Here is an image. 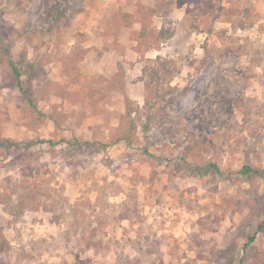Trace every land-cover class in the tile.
I'll return each mask as SVG.
<instances>
[{"label":"rangeland","instance_id":"obj_1","mask_svg":"<svg viewBox=\"0 0 264 264\" xmlns=\"http://www.w3.org/2000/svg\"><path fill=\"white\" fill-rule=\"evenodd\" d=\"M85 27L138 42L110 70ZM244 165L264 173V0H0V264H264Z\"/></svg>","mask_w":264,"mask_h":264},{"label":"crops","instance_id":"obj_2","mask_svg":"<svg viewBox=\"0 0 264 264\" xmlns=\"http://www.w3.org/2000/svg\"><path fill=\"white\" fill-rule=\"evenodd\" d=\"M159 16L158 18H160ZM162 23H158L157 27H161ZM86 32L88 35V40L85 46L91 48L88 52L89 56L94 55V61L95 60H101L103 61V57L107 56L110 52H113L112 54H115V61L113 62L112 67H110V70H113V68L116 70L119 67V64H125V59L129 57V54H124L126 51L133 52V46L132 44H135L138 42L136 40L134 43L129 44L127 42L130 38L134 39L136 36L133 34L135 33L134 30H132L129 27H85ZM127 32V34H126ZM123 33L126 34V39H123L124 37L120 38ZM119 35V39L118 36ZM116 38V41H114ZM132 45V49H131ZM108 47V48H107ZM112 50H110L111 48ZM109 49V50H108ZM158 50H153V52L150 53H156ZM96 56V57H95ZM118 57V60L116 59ZM126 76V75H125Z\"/></svg>","mask_w":264,"mask_h":264},{"label":"trees","instance_id":"obj_3","mask_svg":"<svg viewBox=\"0 0 264 264\" xmlns=\"http://www.w3.org/2000/svg\"><path fill=\"white\" fill-rule=\"evenodd\" d=\"M12 66H13V71L15 73L16 80L18 81V86H19L20 85V83H19V72L17 71V69L15 68L14 65H12ZM35 143H36V141H28L26 143L17 144V143L12 142V141H7L8 145H12L14 147H19V146L29 147V146H31V145H33ZM208 166L213 167V168L216 167V165L213 164V163L208 164ZM248 172L253 173V174H259V175L264 174L263 171L260 170V169H254L251 166L244 165V167H243L242 171H240V173L245 174V173H248ZM262 226H264V221L260 225V228H262ZM253 239H254L253 235L248 236L247 237V242L245 243V246L249 245V243H251L253 241ZM3 247H4V238H3L2 234L0 233V252L2 251Z\"/></svg>","mask_w":264,"mask_h":264}]
</instances>
